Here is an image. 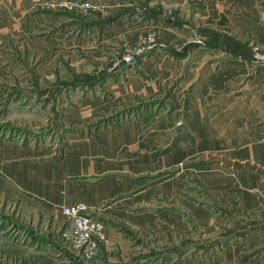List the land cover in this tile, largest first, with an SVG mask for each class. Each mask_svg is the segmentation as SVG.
Here are the masks:
<instances>
[{"label":"crops","instance_id":"0c3cea01","mask_svg":"<svg viewBox=\"0 0 264 264\" xmlns=\"http://www.w3.org/2000/svg\"><path fill=\"white\" fill-rule=\"evenodd\" d=\"M36 1L2 0L3 18H16L6 31L43 57L52 128L79 131H66L65 144L0 142V264H264V63L252 49L264 46V0H93L106 8L87 20L95 36L75 37L69 17L47 38L32 34L51 13L26 17ZM150 26L156 45L126 81L102 65L56 75L61 64H85L72 47L101 58L116 36L135 41ZM70 81L112 93L72 96ZM119 94L157 104L87 133ZM71 97L76 106L65 104ZM76 200L104 223L92 260L61 232L69 225L62 206Z\"/></svg>","mask_w":264,"mask_h":264},{"label":"rangeland","instance_id":"374dc122","mask_svg":"<svg viewBox=\"0 0 264 264\" xmlns=\"http://www.w3.org/2000/svg\"><path fill=\"white\" fill-rule=\"evenodd\" d=\"M1 3L2 0H0ZM164 11L174 17L173 9L170 6H166ZM104 12H106L105 6L94 3L93 0H39L30 5L26 17L30 18V16L33 17L36 14L47 16L48 13H51L50 16L54 18V21L43 22L45 28L37 29L34 34L31 33L38 37L47 38L50 35L58 34L62 28L59 23L63 19H69V17L73 20L76 19V35L73 33L74 29L71 32L75 37L82 33L95 36L98 30L95 25L92 26L93 22L87 23V20L90 21L95 15H103ZM13 15L17 16L16 14ZM104 15L106 16V14ZM3 16L4 11L0 6V142L17 140L23 143L31 142L34 145L40 142L62 144L64 143L63 140L66 139L67 128L57 126L53 129L52 124H50V120H52L50 111L53 99L47 95V91L51 83L49 77L52 76L47 77L45 73H41L38 64L43 60V57L38 56L36 51L34 52L26 37L20 38L19 34L14 33L15 31H6L13 26L16 18L10 17L7 20ZM23 16L17 17L18 21L25 19L22 18ZM6 20L7 23H5ZM78 22L80 23L78 24ZM56 25L59 27H56ZM154 27L150 26L143 29L135 41H130L123 35L116 36L112 42H109L107 48H104L101 58H93L89 52L74 46L72 47L73 60L80 62L84 60L85 64L67 65L65 68L64 64L63 66L61 64V73L57 68L55 73L60 75L64 72L65 75L69 76L72 72L78 74L83 71H93L94 67L102 65L108 70L117 69L121 71V74H123L122 79L126 81L128 75L133 71L131 69H136L137 61L156 45L157 30ZM147 34L153 35L154 41L148 47L136 53L135 51L139 49L138 46L142 45L140 42L141 38ZM92 40L96 42V37ZM128 52L133 55V59L131 58L132 60L130 61L124 59V55ZM62 59L63 55L61 53L58 54L56 60L63 62L64 59L63 61ZM65 60L68 62V57ZM34 71L38 72L39 81H34L33 85L30 73ZM36 84L38 85L37 91L35 88ZM68 84H70L69 90L72 91L71 95H79L83 99L87 95L91 98L99 95L102 99H105L112 93L111 89H109L110 87H106L104 84L102 87L100 84H93L86 87L87 89L81 85L75 86L72 81L68 82ZM22 88H27L29 91ZM114 101L115 103L110 110L96 112L95 118L85 124L87 133L94 132L100 126L112 127L114 124L123 122L128 118L141 116L147 110L148 105L157 104L156 100L135 94L131 98H124L119 94L116 95ZM65 104L73 107L77 105V101L72 102L71 97L68 99V103L66 102ZM60 108L63 109L61 106ZM76 129L79 131V128L69 127V131H76ZM187 165V163L183 162L180 167H187ZM189 168L190 172L193 173V168ZM189 177L191 179L195 178L193 174L189 175ZM69 228L70 226L68 225L61 232L68 231Z\"/></svg>","mask_w":264,"mask_h":264},{"label":"built area","instance_id":"2783aa9c","mask_svg":"<svg viewBox=\"0 0 264 264\" xmlns=\"http://www.w3.org/2000/svg\"><path fill=\"white\" fill-rule=\"evenodd\" d=\"M154 41L153 35L147 34L140 40L142 45L138 46L139 51L148 47ZM253 56L264 63V46L254 45ZM133 55L129 52L124 55L125 60H132ZM132 58V59H131ZM62 211L69 222V230L63 232L64 242L79 253L85 260H92L99 251L100 243L104 241V223L102 220L93 217L87 204L82 200H76L62 206Z\"/></svg>","mask_w":264,"mask_h":264}]
</instances>
